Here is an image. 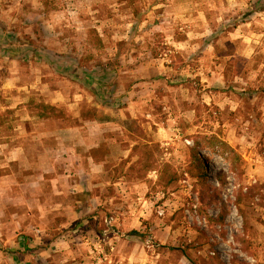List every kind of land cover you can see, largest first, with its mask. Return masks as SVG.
<instances>
[{"label": "rangeland", "instance_id": "rangeland-1", "mask_svg": "<svg viewBox=\"0 0 264 264\" xmlns=\"http://www.w3.org/2000/svg\"><path fill=\"white\" fill-rule=\"evenodd\" d=\"M27 41L78 76L0 53V142L35 140L40 127L102 125L99 141L112 143L114 156L123 143L130 149L108 180L122 171L133 190L122 198L107 186L96 209L71 199L82 205L76 214H32L26 224L51 228L34 244L7 212L3 233L16 244L0 246V264H212L214 256L264 264V11L252 0H0V44ZM39 103L59 111L43 118ZM196 142L210 194L220 193L206 202L190 152ZM8 200L0 190V207ZM61 218L73 223L64 230L73 238L54 244Z\"/></svg>", "mask_w": 264, "mask_h": 264}, {"label": "crops", "instance_id": "crops-1", "mask_svg": "<svg viewBox=\"0 0 264 264\" xmlns=\"http://www.w3.org/2000/svg\"><path fill=\"white\" fill-rule=\"evenodd\" d=\"M98 127L89 124L59 128L53 132L40 127V131L34 136L35 140L15 136L0 142V148H4L3 154L8 159L7 164H0V190L7 193L9 198L7 205L0 207V246L16 244L15 234L10 230H6L5 235L3 233L2 223L8 221L4 217L7 212L10 213L9 222L14 229L23 230L25 234L32 236L28 241L34 244L38 242L39 236L48 238L51 228L40 229L26 224L32 214L42 217L46 213L66 214L69 210L70 214H76L77 210L82 211V205L73 207L71 199L81 196L88 198L96 209L101 193L107 186L110 188L113 185L112 189L122 198L133 190L122 171L108 180L113 167L123 166V159H127L130 149L123 143L115 151L123 159L114 156L112 143L106 145L104 138L99 141L97 130L103 131V127ZM31 133L33 132H28ZM102 147H105V157L99 153V148ZM2 161L4 163L5 160ZM128 164L126 162L127 166ZM75 202L80 204L78 200ZM68 224L73 223L61 218L53 227L52 230L58 231V242L54 244L71 242L73 235L64 232ZM21 239L25 242V236ZM41 256L46 258L47 251H42Z\"/></svg>", "mask_w": 264, "mask_h": 264}, {"label": "trees", "instance_id": "trees-1", "mask_svg": "<svg viewBox=\"0 0 264 264\" xmlns=\"http://www.w3.org/2000/svg\"><path fill=\"white\" fill-rule=\"evenodd\" d=\"M252 6H253L255 12L264 11V0H252ZM253 13H254L253 11H251V12L248 11L245 14V17L250 16ZM27 42L29 44L28 46H18V47H13V46L12 47H5V46H2V44H0V53L3 54L4 56H6L7 58H10V59H22L25 61L29 60L30 57L33 55L35 57L45 59L51 66L60 68V70L66 74L72 75L74 77L78 76V73L76 72V70L73 67H68L65 64H60L59 57L56 56L55 54H53L50 50H46V51H44L45 53H41L40 51H38L36 48H34L32 46V43L30 41H27ZM96 85H98V84H96ZM93 90L95 92H97L99 95H101L100 94L102 92L101 89L93 88ZM100 100L105 105L114 104V99L112 97H107V98L101 97ZM34 109L37 110L39 115L43 118H49L52 113L59 111L58 108L51 106V105L44 104V103L36 104L34 106ZM133 122H135V120H133ZM200 147H201L200 142H196L194 147H192L190 149V152H191V155H192L193 161H194V170H196L198 172V178L200 181V186L202 188L201 193H200L201 200L203 202H206V200L208 198H214L215 195L217 196L220 193L217 192L215 194H210L211 189H210V186L207 184V181L209 180V176H208L209 171L206 168L204 160L201 158V156L199 154V148ZM231 152H233V150ZM145 156L148 159L147 163H145L146 171H150V170H152V165L150 162L152 161L153 155L149 154V156H148L145 154ZM165 172H166V170H165ZM224 177L225 176L223 174H221V173L219 174V178L221 179V181L224 179ZM175 179H176L175 177L169 179L166 184H171L172 182L175 181ZM161 180H162V178L160 179V181ZM226 213H227L226 211H223L220 214V217L218 219L219 223L222 224L224 222ZM134 233H137V231H134ZM29 239L30 238L25 237V242L28 243ZM211 259H212V264H223L220 261L218 256L211 257Z\"/></svg>", "mask_w": 264, "mask_h": 264}, {"label": "built area", "instance_id": "built-area-1", "mask_svg": "<svg viewBox=\"0 0 264 264\" xmlns=\"http://www.w3.org/2000/svg\"><path fill=\"white\" fill-rule=\"evenodd\" d=\"M113 217H110V219H106V223H107V226H108V231L111 230L112 226H113Z\"/></svg>", "mask_w": 264, "mask_h": 264}]
</instances>
